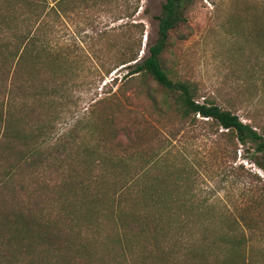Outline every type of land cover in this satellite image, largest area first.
Returning <instances> with one entry per match:
<instances>
[{
    "label": "rangeland",
    "instance_id": "obj_1",
    "mask_svg": "<svg viewBox=\"0 0 264 264\" xmlns=\"http://www.w3.org/2000/svg\"><path fill=\"white\" fill-rule=\"evenodd\" d=\"M163 3L164 0H89L85 4L77 0L72 16L60 22L57 19L52 31L44 25L41 34L55 50L42 52L37 67L34 55H29L21 70L27 93L17 100L15 109L17 118L20 116L22 124H27L23 130L29 132V138L34 137L33 133L40 134L44 143L35 157L15 169L2 197L7 208L25 210L34 216L42 212L41 218L50 220L53 226L52 243H29L26 264L163 263L159 258L167 250H159L149 237L117 242V228L106 216L99 215L95 220L83 215L81 202L93 192L89 184L95 176L90 171L93 164L80 149L69 159L59 158V140H75L79 146L96 143L97 138L93 141L90 132L100 129L110 106L98 101L113 98L111 95L122 83L109 86L108 81L126 73L118 68L116 74L114 71L93 85L97 67L107 66L95 57L106 55L109 50L114 54L128 49L139 50L138 57L144 56L147 46L157 39V21L153 16L161 13ZM262 9L264 0H194L185 12L189 35L174 43L167 54V66L174 68L182 79L196 84L200 95L233 111L242 121L251 119L260 126H264V43H256L255 33L264 28V17L253 14ZM127 23L141 24L143 34L139 25L132 27ZM71 37L78 54L65 60L66 52L61 50L59 62V45L65 46ZM59 85L63 87L60 90ZM128 88L126 85L122 89ZM129 103L149 117L148 129L145 136L130 145L118 168L132 172L152 163L162 183L166 182L164 171L168 170L174 195L184 189L178 179L189 172L190 181L194 182L192 193L201 198H221L224 191L218 183L224 142L214 128L209 131L208 125L190 126L171 119L159 122L149 115L148 103L142 98ZM22 105L26 106L23 111ZM122 120L123 117L117 119ZM37 126L42 128L37 131ZM15 157L16 152L13 163ZM257 158L251 150L239 147L232 164H241L264 179V173L254 163ZM1 165L0 161V168ZM82 181L84 190L79 187ZM162 186L166 191V185ZM71 199L74 200L70 204ZM31 236L36 237V233ZM253 248L254 264H264L262 244L256 241Z\"/></svg>",
    "mask_w": 264,
    "mask_h": 264
},
{
    "label": "trees",
    "instance_id": "obj_2",
    "mask_svg": "<svg viewBox=\"0 0 264 264\" xmlns=\"http://www.w3.org/2000/svg\"><path fill=\"white\" fill-rule=\"evenodd\" d=\"M193 1L164 0L161 13L153 16L157 21V39L147 46L144 56L138 57L139 50L128 49L114 54L109 50L106 55L95 57L107 66L97 67L93 85L114 71L116 74L118 68L125 69L126 73L108 81L109 86L122 83L111 95L113 98L98 101L110 106L100 129L90 132L93 141L97 138L96 143L79 146L75 140L71 143L67 139L59 140V153L62 150L59 158L69 159L80 149L83 157L91 161L90 171L95 176L89 184L93 192L90 198L82 200L81 211L95 220L99 215L106 216L117 228V242L123 238L149 237L159 250H167L159 258L162 264H254L256 241L262 244L260 253L264 255V179L232 162L239 147L251 150L258 156L255 165L264 173V126L253 124L251 119L242 121L233 111L204 98L196 84L182 79L174 68L167 66L170 48L189 35L185 12ZM76 2L0 0V161L3 166L0 168V264H26L31 241L43 246L55 238L53 226L50 220L41 218L42 212L34 216L25 210L9 209L2 197L15 169L35 157L44 143L40 140L42 135L33 130L30 133L34 137L29 138V132L23 130L27 124H22L15 113L17 100L27 93L21 70L29 55H34L37 67L42 52L55 50L41 34L44 25L50 30L57 19L60 22L72 16ZM82 2L87 4L89 0ZM262 10H256L253 15L264 17ZM45 17L49 20H43ZM125 25H139L141 35L144 32L141 24ZM73 39L65 46L59 45V62L61 50L66 52L65 60L76 58L77 46ZM255 39L256 43H264V28L256 30ZM68 48L73 51L68 52ZM126 85L129 88L122 89ZM137 98L148 103L149 115L156 121L171 119L190 126L208 125L209 131L214 128L224 142L218 183L224 191L221 198H201L192 193L194 182L190 181L189 172L178 179L184 189L174 195L168 170L164 171L166 182L162 183L152 163L138 166L132 172L118 168L130 145L147 133L149 117L129 103ZM24 109L26 106L22 105L21 110ZM119 117L123 120L117 121ZM41 128L37 126V131ZM108 163L112 165L108 167ZM84 185L83 181L79 183L83 190ZM162 185H166V191ZM31 233H36V237Z\"/></svg>",
    "mask_w": 264,
    "mask_h": 264
}]
</instances>
